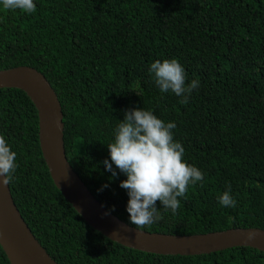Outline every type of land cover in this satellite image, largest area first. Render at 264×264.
I'll return each mask as SVG.
<instances>
[{
	"label": "trees",
	"instance_id": "1",
	"mask_svg": "<svg viewBox=\"0 0 264 264\" xmlns=\"http://www.w3.org/2000/svg\"><path fill=\"white\" fill-rule=\"evenodd\" d=\"M36 11L0 2V69L40 71L55 90L69 163L97 200L130 223L127 177L107 144L125 110L144 108L165 123L184 159L204 173L175 213L142 230L190 235L232 227L264 229V0H34ZM176 58L187 102L161 92L149 71ZM0 134L17 153L9 184L24 221L59 264H264L240 246L209 254L160 255L116 243L89 226L53 184L38 142V116L20 89L0 88ZM103 185L102 191H98ZM230 186L236 207L219 197ZM0 264H10L0 247Z\"/></svg>",
	"mask_w": 264,
	"mask_h": 264
},
{
	"label": "water",
	"instance_id": "2",
	"mask_svg": "<svg viewBox=\"0 0 264 264\" xmlns=\"http://www.w3.org/2000/svg\"><path fill=\"white\" fill-rule=\"evenodd\" d=\"M0 88L22 90L38 116V142L55 187L93 229L123 246L160 255H200L247 246L264 252V229L232 227L190 235L148 232L108 211L72 168L64 147L63 112L58 96L37 69L19 65L0 69ZM254 237L248 239V233ZM0 247L10 264H59L47 253L24 221L0 178Z\"/></svg>",
	"mask_w": 264,
	"mask_h": 264
},
{
	"label": "clouds",
	"instance_id": "3",
	"mask_svg": "<svg viewBox=\"0 0 264 264\" xmlns=\"http://www.w3.org/2000/svg\"><path fill=\"white\" fill-rule=\"evenodd\" d=\"M3 9L16 10L31 14L36 11L34 0H0ZM149 71L154 74L155 82L161 92L171 91L187 102V94L198 88L199 80H192L186 85L184 67L176 58L156 60L151 63ZM173 122L165 123L153 111L144 108L125 110L123 120L115 129L114 141L107 144L109 160L103 161L106 169L112 172L114 164L120 172L126 175L120 186L127 190L129 199L127 212L130 223L136 229H143L162 219L158 208L159 201L164 209L173 213L180 207L178 197H184L188 186L204 180V173L184 159L183 145L175 141L172 129ZM17 153L13 151L0 134V178L3 184L12 180V174L17 168ZM103 185L98 191H102ZM219 202L225 207H236L237 201L230 195L229 190L220 197ZM254 237L248 233V239Z\"/></svg>",
	"mask_w": 264,
	"mask_h": 264
}]
</instances>
